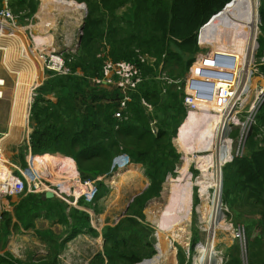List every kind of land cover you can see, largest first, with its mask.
<instances>
[{
  "label": "trees",
  "instance_id": "1",
  "mask_svg": "<svg viewBox=\"0 0 264 264\" xmlns=\"http://www.w3.org/2000/svg\"><path fill=\"white\" fill-rule=\"evenodd\" d=\"M76 1L85 3L88 8L82 40L77 54H65L70 74L57 75L47 71L48 79L37 89L30 116L33 129L30 145L33 158L37 160L32 164L36 166L42 161L54 163L51 169L57 167L59 170L51 171V175L67 178L69 183L80 186L78 191L84 192L78 184V172L83 181H96L97 193L92 202L84 198L79 201L80 207L95 214L100 213L99 202L110 192L109 186L98 179L107 178L114 172L115 160L120 156L126 155L130 163L141 165L150 185L134 198L126 216L117 225L105 226L101 233L92 226L86 210L72 207L57 197L46 199L44 194H25L14 204L12 212L0 214V264H63L62 253L69 242L85 234L92 238L102 237L104 241L103 250L95 253L89 264H140L154 258L157 255L153 237L155 230L146 223L144 211L152 199L161 196L168 176L174 174L181 162L182 155L173 140L176 138L177 141L178 129L188 113L184 105L185 92L178 86L185 84V77L200 52L199 33L202 30V40L207 38L215 45L221 30L217 51L229 49L240 53L243 49L240 36L230 32L233 20L231 23L226 20V12L208 24L233 0ZM65 4L70 6L73 19L81 23L85 16L84 7L74 2ZM10 5L16 14L25 12L28 18L37 10L36 0H10ZM126 7V12L119 13ZM227 13L232 17L239 13L241 23L249 31L246 42L251 30L245 23L247 0H235ZM259 14L260 57L264 53V0H260ZM20 23L25 24V17H21ZM236 29L242 28L236 26ZM232 35L238 39L231 40ZM228 41L233 47H229ZM17 42H22L19 36L12 37V31L0 25V49L8 54ZM107 48L114 62H138L136 50L158 59L156 69L141 66L146 74L145 80L132 93V100L124 111L127 120L115 116L123 100L120 88L97 81L103 78L104 61L98 56ZM21 57L26 58L24 53ZM162 63L163 70L177 83L168 85L155 77ZM32 69H36L33 62ZM259 72L264 76V65L259 67ZM147 75L150 78H146ZM50 96L56 102L47 99ZM143 101L152 106L151 113L147 112ZM153 121H156V133ZM212 126L213 122H210L206 125L208 132L194 137L203 141L199 144L211 153L198 162L201 177L196 182L189 178L185 158L180 167L182 175L168 181V191L164 194L168 207L158 214L160 222L156 221L161 230L157 237L159 255L163 247L167 264H176V249L169 238L175 240L185 235V224L192 208L193 186L199 187L202 202L207 205L211 198L210 190H220L221 178L218 176L221 175L222 164L214 158ZM182 130L183 126L179 132ZM22 166L26 168V163ZM211 170L217 171L211 173ZM140 176V167L131 166L125 176L120 175L115 185ZM194 195L197 204L198 193L194 192ZM223 200L235 213V227L245 230L248 264H264V104L247 141L246 155L223 167ZM177 207L185 209L183 218L176 216ZM193 216L195 220L198 217L195 209ZM38 220L47 221L50 226L38 229ZM257 225L261 226V232L253 237L252 229ZM57 226L62 227L59 233L53 230ZM29 231L35 232L47 254L38 260L32 258L24 262L7 251V247L13 235ZM193 231L191 256L187 260L185 252L180 249L178 264H193L195 247L200 240L199 229L195 227ZM159 255L154 261L144 264H159ZM224 264H244L240 246H234L231 254L229 251V260Z\"/></svg>",
  "mask_w": 264,
  "mask_h": 264
},
{
  "label": "rangeland",
  "instance_id": "2",
  "mask_svg": "<svg viewBox=\"0 0 264 264\" xmlns=\"http://www.w3.org/2000/svg\"><path fill=\"white\" fill-rule=\"evenodd\" d=\"M252 1L253 0H250V3H252ZM65 2H74L78 5L82 4V3H78L76 0H67ZM36 3H37V10L36 12L33 13V15L30 18H28L26 14H20V13L16 14L14 12L16 15L19 16V19L17 20V24L19 21L18 27L21 29H12L6 26L10 31H12V37L17 35L19 36L22 42H17L16 44H14L13 50L8 54H5V52L0 49V93L3 91V97L0 98V141L2 140V138H4L6 133L9 132V122L12 114V107H13V100L15 97L16 79H17V75H14L13 72H17L19 77L23 78L27 83H29L27 89L33 95L32 102L30 104V108H31L35 96L37 94L36 93L37 89L40 86H42L44 82L48 79L47 70L44 67H43L44 79L40 74L39 75L37 74L36 69H32V62L34 64L33 50L37 48H42L43 52H46L43 54L44 57V55L52 54V52H57L63 55L73 54V53L77 54L80 46L79 44L80 36H81L80 30L84 23L85 17L83 18L82 22L78 24L76 20L73 19V13L70 6L69 7L66 6L65 10L60 11L51 8L50 6L40 7L41 4L40 0H36ZM27 11L30 12V10ZM126 11L127 8L122 9L121 11H119V13H123ZM227 11L225 13L227 18L226 20L231 23L233 17L232 14H228ZM21 17H25V24L20 23ZM76 17H78V15ZM230 32L231 34H237L240 36L239 39L240 44L250 43V45H252V43L249 40L245 42V40L247 39V34L249 32L248 28L246 29L242 28L241 30H238V29H234V26H231ZM221 34L222 31L220 30L219 40L215 45H212V47L204 48V47H200V45L199 47L203 48L204 51L206 52L211 51L212 49L214 52H216L217 49H219L220 47L221 42L219 41L221 39ZM241 34H243V36H241ZM230 39L236 41L238 38L236 37V35L235 36L232 35ZM228 42L230 43L229 47L230 48L233 47L232 43L230 41ZM243 52H244V45L242 52L237 54L238 60L241 61V63L246 60L242 55ZM23 53L26 56L25 59H22L21 57ZM257 62H258V58H256L255 64H257ZM257 78L260 80V84L264 85V78L260 75H257L251 82L252 88H255V85L259 83V82L257 83ZM9 87H11L12 89ZM47 99H51L52 101L56 102V99L52 96L48 97ZM30 108H29L28 125L26 129H24L22 132H18V135L16 137L6 141L5 144L6 146L4 149V154L6 159L4 160L3 163L1 162L2 164H4L3 167L5 168V170L3 168L2 172L3 171L10 173L12 172L17 176L18 175L21 176L20 173L22 172L26 173L27 171L30 170V168H33L31 166V160L33 163H36L37 161L33 158L34 155L31 154L30 152V136L33 132V129L30 124V116H31ZM212 108L213 106L211 107L210 102H199V108L197 109V112H191L190 114H188V118L183 124L186 136L182 132L183 134L182 136L185 138V141L182 138L178 141V146L179 149L182 151V153L175 144L177 151L182 155L181 162L177 166V169L174 172V174L168 176L167 181L163 186L161 196L152 199L147 204V207L144 211V213L146 214V223H148L155 230L153 234V237L155 239V249L158 245L157 237H158V231L160 230L157 227V223H156V221L160 222V219L157 218V216L158 214H161L163 211H165L168 207L167 205L168 200L164 199V194L167 193L168 191V181L170 179L176 180L179 176L182 175L183 173L182 170L180 174H179V170L183 164L184 156L186 158V162H187L186 164L188 165L189 178H192L193 182H196L201 177V172L198 169L199 161L197 162L196 165L195 162L188 160L187 157L188 149L185 142L188 145L193 146L195 152H197L195 155L197 158L211 154L205 151V146H201L199 144V141L201 140L194 139V137L197 134H203L208 132L206 125L209 124V121L206 118L207 117L210 118L214 116V114H209L210 109L212 110ZM200 113L202 115H200ZM228 133L229 131L226 130L224 132V135H227ZM237 136L238 134L236 133L231 135V137L235 140L237 139ZM188 140L190 141V143L188 142ZM125 156L126 155L120 156L115 160L114 172H112V174L109 177L102 178L103 181L106 183V185L109 186L110 192L103 200L99 202L98 207L100 209V213L95 214L94 211L92 210L89 211L93 216V223H94L93 225L98 229V232L100 233L102 232V229L105 226L117 225L126 216V213L128 212V211L126 212V210L129 204L132 202V200L136 196L144 192L147 189V187L150 185L149 180L146 178L144 174V169L142 168V166L134 165L130 163V159H128ZM191 157L192 155L190 156V158ZM3 159L4 158H2V160ZM6 162H8L9 164H7ZM23 162L26 163V168L22 166L24 165ZM53 164L54 163L42 164L41 162L37 164L38 166H35V164H33L36 170L33 171L32 169L30 171V174L34 177L41 179L48 186H55L56 182H54V184L50 182L52 180V178H50V176H52L50 172L58 171L59 168L56 167L55 169H51L50 166H53ZM131 166L140 167L141 176L137 179L128 180L120 187H116L115 181H117L120 178V175L125 173ZM223 167L222 169H220L221 175L218 176V179L221 178L220 190H218L217 188L210 190L211 198L208 205L202 202V199L200 197L199 187L193 186L194 191L192 192L193 195L192 208H191V213L189 214V220L185 224L184 237L181 238L180 236H178V239L174 240L170 237V234H167L166 232L162 231L163 233H165L166 236L170 237L169 240L172 242L173 247L176 249V257H175L176 264H178V253L180 249H183L187 257V260H189V257L191 256L190 247L193 240V232H194L193 228L195 227L200 231V240L197 246L195 247L193 264H224L229 260V251L231 254V250L234 246H240L242 250V246L245 245L243 239L237 236L238 229L235 227L236 224L235 221L233 220L234 218L233 216L235 215V213L230 211L229 208H227L223 200ZM214 171L217 170H211V173L212 172L214 173ZM2 172L0 168V174ZM45 175H47L48 177H45ZM78 175L80 177L79 172ZM53 176H55L53 177L55 181L58 180L59 183L66 185V189L68 192H69V187L71 185H74L69 183L68 179L65 177H58L56 175ZM64 176H66V174ZM2 177L3 176H1L0 179ZM79 187L80 186H78L77 188ZM194 192L198 193L199 202L197 204H196ZM217 196L219 197L220 200L219 211L222 214V220L218 218L216 221L212 216L215 215L218 211L217 210L218 207L214 202ZM22 197H23L22 195L14 196V197H6L0 192V214L3 213L4 211H9V212L12 211L14 208V204L18 203ZM194 209L198 215L196 220L194 219L193 216ZM184 210L185 209L183 208L178 209L177 207L175 209L176 216L178 218L180 217L183 218L186 215V213H184ZM200 210H202V212ZM176 223L177 220L174 222V224ZM36 224L38 229H45L50 226V223L44 220H38ZM242 225H244V223ZM53 230L59 233L62 230V227L61 226L53 227ZM207 230H210L209 233ZM260 232H261V226L257 225L253 227L252 229L253 237L258 236ZM84 236L85 237H82L81 239H78L79 237H77L76 239L69 242L68 246L74 248V253L73 254L68 253L66 256H64L68 248L64 250L62 257L63 259L61 258L63 264L64 263L89 264L90 259L95 255V253H97L99 250H102L103 242H104L102 240L103 239L102 237L92 238L88 234H85ZM213 237L215 239V242L208 243V240L213 239ZM199 245L200 248L198 249ZM7 251H10L16 258L24 262H27L32 258L34 260H38L39 258H43L47 254V250L45 249V246L36 237L34 231L24 232L22 235H13L10 238ZM210 254H216L215 259L211 260L210 262H207L206 261L207 257ZM158 255L159 252H157V255L154 258H152V261H154L156 257H158ZM243 259H244V264H248L247 249L245 255H243ZM158 263L167 264L166 250L163 247L160 248Z\"/></svg>",
  "mask_w": 264,
  "mask_h": 264
},
{
  "label": "built area",
  "instance_id": "3",
  "mask_svg": "<svg viewBox=\"0 0 264 264\" xmlns=\"http://www.w3.org/2000/svg\"><path fill=\"white\" fill-rule=\"evenodd\" d=\"M20 14H25V12H21ZM219 15L214 16V18ZM256 17V22L248 35V40L252 43L250 66L248 69L246 65H242L241 61L238 60V53L234 50L225 49L214 52L212 49L206 52L203 48H200V52L196 55L195 61L185 77V84L178 86L179 89H183L185 92L184 105L188 114L197 112L199 102H210L213 106L209 114L217 116L220 124L212 150L217 152L218 155L219 153L222 155L224 163L221 169L223 166L232 163L236 158H243L246 155L247 141L256 125L257 114L264 104V85H261L259 81V83L257 82L258 84L256 83L255 88L251 87V82L255 76H262L259 72V67L264 65V53L262 56H258L261 21L258 20V16ZM18 19L19 16L11 8L10 0H3L2 8L0 9V24L12 29H21L18 27L19 21L17 24ZM211 22L212 20L208 24ZM201 31L198 37V45L204 48L212 47L211 40L207 38L202 40ZM136 53L138 55V62L132 63L125 61L114 62L108 55V48L98 56L104 58V61L103 78L97 81L105 85L116 86L123 93L120 111L115 115L120 120H127L128 117L124 116V111L132 100V93L145 80L146 74L141 66L144 65L156 69L158 62L156 57L143 54L140 50H136ZM64 56L57 52L44 55V68L48 72H53L57 75L70 74V69L66 64ZM256 58H258L257 64H255ZM71 61L72 58L69 59V62ZM163 67L164 63L160 65L158 74L155 77H158L159 80L168 85L177 83L168 76ZM262 77L264 78V76ZM146 78H150V76L147 75ZM143 105L148 113L152 112V106L144 101ZM200 115L202 114L200 113ZM206 119L210 120V118ZM152 126L154 133H156V121L152 122ZM226 130L229 133L224 135ZM234 133L238 134L236 140L231 137ZM30 152L32 154L31 145ZM3 166L4 164L0 162L1 172L4 168ZM31 170L32 168L26 173H20L21 176L3 171L1 174H8L11 178H8V181L2 180L0 182V192L6 197L53 192L55 197L72 207L83 210L86 209L79 206L80 199L84 198L87 202H92L97 193L96 181H83L80 176L78 184L83 187L84 192L78 191L75 185H71L68 192L66 185L59 183L58 180L55 181L53 176H50L52 180L49 181L53 184L56 182V184L55 186H48L41 179L32 176L30 174ZM98 180L103 179L100 178ZM86 211L90 214L92 226L97 229L93 225V216L89 212L90 210ZM237 229V236L242 238L245 243L242 246V253L245 255L247 249L245 230L243 227Z\"/></svg>",
  "mask_w": 264,
  "mask_h": 264
},
{
  "label": "bare ground",
  "instance_id": "4",
  "mask_svg": "<svg viewBox=\"0 0 264 264\" xmlns=\"http://www.w3.org/2000/svg\"><path fill=\"white\" fill-rule=\"evenodd\" d=\"M255 1H257V0H253L252 3H250V0H247V14H246V17H245V23H246L247 26L250 27V29L253 28V25L256 22L257 5L255 4ZM234 2L235 1H233L232 3H234ZM41 6H43V7L50 6L51 8H54V9H57V10H60V11H63V10L66 9V7H65L66 4L62 0H41L40 7ZM228 7L221 14L225 13L228 10ZM85 13H86V11H85ZM236 15L237 16H234L232 18V20H233L232 26H234V29H236V26H239L241 28L246 29L243 26V24L241 23L240 19H239V13H237ZM243 45H244V52L242 53V55H243L244 59H246V60L244 62H242L241 64L242 65H246V67L248 69V67L250 66V51H251V45H250V43H244ZM44 53H46V52H43L42 48H37V49H34L33 50V60H34V65H35L36 70H37V74L38 75L40 74L43 79H44V76H43V67H44V57H43V54ZM13 74L14 75H17V79H16V89H15V97H14V100H13L12 114H11V117H10L11 119H10V122H9V132L6 133V135L4 136V138H2V140L0 141V162H2V163L6 159L5 154H4V149H5V146H6L5 145L6 144V141H8L9 139L11 140L12 138L16 137L18 135V132H22L24 129H26V127L28 125L29 108H30V104L32 102V96H33L30 93V91L27 89V86H29V83H27L23 78L19 77L17 72H13ZM259 81L260 80L257 78V82H259ZM9 88H11V87H9ZM2 97H3V91L0 93V98H2ZM211 107H212V105H211ZM208 121H209V123L210 122H213V126H212L213 129H212V131H213V135H214V138H215L216 135H217V133H218V131H219V124H220L219 119H218L217 116L214 115V116L210 117V120H208ZM182 132L185 134V130L183 129L182 131L179 132V135L177 137V140L178 141L181 138L185 141V138L182 136L183 135ZM185 136H186V134H185ZM178 141H177V146H178ZM188 142L190 143L189 140H188ZM185 144H186L187 149H188L187 157H188V160L189 161H193L197 165V162L200 161L201 158H206L207 157V156H204V157L197 158L195 156L197 152H195V149L193 148V146L188 145L186 142H185ZM178 149H179V146H178ZM191 155H192V157L190 158ZM2 158H4V159L2 160ZM214 158L219 163H221V164L224 163V160H222V155L220 153L218 155V153L214 151ZM184 161H185V157H184L183 162ZM6 163L9 164L8 162H6ZM41 163L42 164H51L52 162H50V161H42ZM31 166L33 167L32 168L33 171H35L36 169L34 168V166L32 164V160H31ZM36 166H38V165H36ZM50 167L51 168L54 167V164H53V166H50ZM180 170H181V168H180ZM123 174L125 175V173H123ZM1 176H3V177L0 179V182H2V180L8 181V178H11V176H8V175L1 174L0 177ZM45 177H48V176L45 175ZM121 185H123V183L117 184L116 187H120ZM214 202L216 203V205L218 207L217 208L218 211L212 217L216 221H217L218 218L222 220V214L219 211L220 200H219V197L218 196L215 198ZM222 225H223V223H222ZM207 231L209 233L210 230H207ZM209 242H215L214 237H213V239H209L208 240V243ZM205 244H207V243H205ZM215 256H216V254H210L207 257V260L206 261L207 262H210L211 260L215 259Z\"/></svg>",
  "mask_w": 264,
  "mask_h": 264
},
{
  "label": "water",
  "instance_id": "5",
  "mask_svg": "<svg viewBox=\"0 0 264 264\" xmlns=\"http://www.w3.org/2000/svg\"><path fill=\"white\" fill-rule=\"evenodd\" d=\"M233 1H235V0H233ZM232 1V2H233ZM231 2V3H232ZM230 3V4H231ZM229 4V5H230ZM229 5H227L226 6V8L229 6ZM259 5H260V0H258V6H257V16H258V20L259 21H261V17H260V14H259ZM80 6H83L84 8H85V11H86V15H85V18L87 17V15H88V8H87V5L85 4V3H82V4H80ZM225 8V9H226ZM225 9H224V11H225ZM223 11V12H224ZM222 13V12H221ZM220 13V14H221ZM216 18V17H215ZM212 21L214 20V17H213V19H211ZM83 25H84V23H83ZM83 25H82V28H81V36H80V43H81V40H82V36H83ZM79 43V44H80ZM30 110H31V108H30ZM187 118H188V115H187V117H186V119L183 121V123L180 125V127H179V129H178V133H177V137H178V135H179V130H180V128L183 126V124L185 123V121L187 120ZM175 142H176V138L173 140V143H174V145H175ZM167 181V180H166ZM44 197L46 198V199H53V198H55V195H54V193L53 192H46L45 194H44ZM134 200V199H133ZM133 200H132V202H133ZM131 202V203H132ZM130 203V204H131ZM130 204H129V206H128V208L130 207ZM128 208H127V210H126V212L128 211ZM156 250H157V252H159L158 251V245H157V247H156ZM152 261V259L151 260H144L142 263H146V262H151ZM141 263V264H142Z\"/></svg>",
  "mask_w": 264,
  "mask_h": 264
},
{
  "label": "crops",
  "instance_id": "6",
  "mask_svg": "<svg viewBox=\"0 0 264 264\" xmlns=\"http://www.w3.org/2000/svg\"><path fill=\"white\" fill-rule=\"evenodd\" d=\"M255 4L257 5L258 2L255 1ZM128 7H129V6H128ZM128 7H126V8H128ZM183 129H184V126H183ZM177 141H178V140H177ZM177 141H176V143H175L176 146H177ZM177 147H178V146H177ZM125 157H126V156H125ZM127 158H128V157H127ZM12 211H13V210H12ZM12 211H11V212H12ZM78 237H79L78 239H81L82 237H85V236H84V235H80V236H78ZM100 238H101V237H100ZM102 240H103V239H102ZM68 245H69V244H68ZM68 245H67V247H66V249L68 248V250L65 252V255H64V256H66L68 253H72V254L74 253V248H73V247H69ZM66 249H65V250H66ZM102 250H103V248H102ZM102 250H100V251H102ZM62 257H63V253H62ZM62 259H63V258H62ZM64 264H65V263H64Z\"/></svg>",
  "mask_w": 264,
  "mask_h": 264
}]
</instances>
